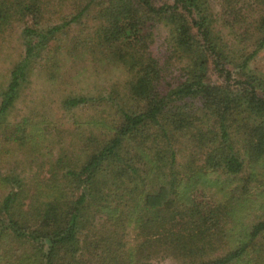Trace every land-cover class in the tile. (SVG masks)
I'll use <instances>...</instances> for the list:
<instances>
[{"label": "trees", "instance_id": "trees-1", "mask_svg": "<svg viewBox=\"0 0 264 264\" xmlns=\"http://www.w3.org/2000/svg\"><path fill=\"white\" fill-rule=\"evenodd\" d=\"M51 1L0 0V33L15 17L26 48L1 92L2 128L42 47L74 21L91 26L69 40L78 53L95 45L128 77L108 94L62 99L100 108L78 128L83 161L59 156L47 189L27 192L13 165L0 170V263L264 264V218L234 221L248 180L264 195V77L245 69L264 45V12L251 30L243 10L264 0H219L214 11L208 0H70L44 24ZM54 56L45 59L57 67ZM12 122L2 159L37 128L27 115Z\"/></svg>", "mask_w": 264, "mask_h": 264}, {"label": "rangeland", "instance_id": "rangeland-1", "mask_svg": "<svg viewBox=\"0 0 264 264\" xmlns=\"http://www.w3.org/2000/svg\"><path fill=\"white\" fill-rule=\"evenodd\" d=\"M161 2L163 0H156ZM209 6L214 11L219 6V0H208ZM70 0H53L50 3V12L44 19L47 18L58 22L60 20L58 14L69 12ZM61 10V12H58ZM245 13L247 21L246 27L255 30V22L259 16L264 12V4L259 3L252 7V9ZM47 15V11L45 12ZM215 13L214 16H218ZM13 23L0 33V99L1 92L6 87L9 80L10 69L14 63L24 58L25 44L22 36L23 22L15 20ZM225 16L222 15L218 23H224ZM220 26H223L220 24ZM223 30L227 27H221ZM79 29V30H78ZM91 26H78V21L66 29V35L61 33L57 39H51L47 45L42 47L40 55L36 58L33 67L28 75V82L23 86L20 95L17 98L12 112L8 115L10 124L5 128L0 126V170L5 171L7 165H13L15 171L20 172L24 177L27 192H32L39 188L47 189V186L40 184L48 179L52 174V169L56 172L62 171V164L57 162L59 156L63 161L68 160V157L73 160L72 166H77L82 159H78V128L86 124L87 118L96 117V110L100 107H82L74 106V108L67 109L62 105V99L66 96L82 95H102L108 94L111 87L122 89L124 80L128 77L125 70L114 66L107 58V53L100 50L99 47L91 45L86 52L78 53V43L70 42L71 36H77L78 32L84 36L83 30L89 31ZM258 32V31H255ZM260 32L254 36L249 34L250 38L242 41L245 50L250 51L253 48L252 41L259 36ZM77 44V45H76ZM40 45L35 46V50ZM76 45L73 50V46ZM55 55L57 58V67L50 66L46 62L47 56ZM55 56L53 60L55 61ZM93 56V59H92ZM47 57V58H46ZM46 58V59H45ZM242 56L235 58V61H241ZM249 64L245 69L264 77V45L257 53L248 61ZM54 75L51 76L49 72L53 70ZM238 68V66H237ZM121 86V88H120ZM27 115L37 122V128H33V133L29 134L26 141L28 148L18 151L17 153L8 154L6 158L2 159L5 150L14 147L12 143H6L9 132L12 129L11 125L17 119ZM85 122V123H84ZM42 138V139H41ZM27 155V161L21 165L19 160ZM63 155V156H62ZM183 155L179 154V159ZM83 161V160H82ZM57 163V168H56ZM52 168V169H51ZM247 192L242 193L241 190L236 191L235 196L239 198V203L235 208V220H242L244 222H251L264 218V195L259 193L260 185L256 181H247ZM251 185V186H250ZM216 189V187H214ZM5 190V185L0 184V196ZM34 193H28V197ZM215 196H223V191L215 190ZM31 198L25 199V201ZM26 202V203H27ZM101 225L95 228L99 231ZM135 236L133 228H129L127 237ZM9 241V238H4V242ZM5 245V244H4ZM24 250V247H20ZM151 256L158 258L161 263L168 261V259H161L160 253L156 252V248H151ZM147 251V252H149ZM152 259V262H159ZM1 264V263H0Z\"/></svg>", "mask_w": 264, "mask_h": 264}]
</instances>
